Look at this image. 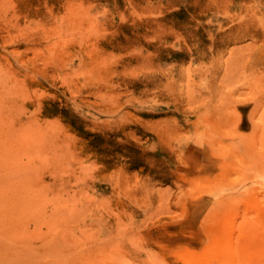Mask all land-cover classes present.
<instances>
[{
    "label": "rangeland",
    "instance_id": "obj_1",
    "mask_svg": "<svg viewBox=\"0 0 264 264\" xmlns=\"http://www.w3.org/2000/svg\"><path fill=\"white\" fill-rule=\"evenodd\" d=\"M0 264H264V0H0Z\"/></svg>",
    "mask_w": 264,
    "mask_h": 264
}]
</instances>
